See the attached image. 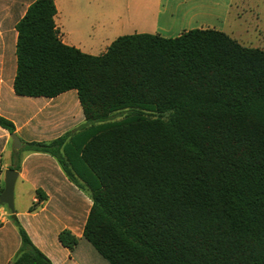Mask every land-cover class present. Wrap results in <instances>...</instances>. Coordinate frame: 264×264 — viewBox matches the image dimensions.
I'll use <instances>...</instances> for the list:
<instances>
[{"label": "trees", "instance_id": "obj_1", "mask_svg": "<svg viewBox=\"0 0 264 264\" xmlns=\"http://www.w3.org/2000/svg\"><path fill=\"white\" fill-rule=\"evenodd\" d=\"M55 13L35 0L17 22L13 89L77 92L84 123L23 150L85 185L83 239L108 264H264V50L193 29L123 35L91 56L61 42ZM11 216L20 247L9 264H51Z\"/></svg>", "mask_w": 264, "mask_h": 264}, {"label": "crops", "instance_id": "obj_2", "mask_svg": "<svg viewBox=\"0 0 264 264\" xmlns=\"http://www.w3.org/2000/svg\"><path fill=\"white\" fill-rule=\"evenodd\" d=\"M34 1L0 0V117L14 126L13 133L0 127V184L7 169L18 171L14 213L0 206V264H9L20 247L11 215L51 264H108L82 237L91 207L85 185L70 180L51 155L23 150L25 143L53 141L84 123L75 90L52 98L14 92L15 26ZM53 1L61 42L91 56L103 54L123 35L175 38L193 29L217 30L242 46L264 50V0H122L121 10L120 0ZM37 192L46 199L39 201ZM62 232L76 239L72 249L60 242Z\"/></svg>", "mask_w": 264, "mask_h": 264}, {"label": "water", "instance_id": "obj_3", "mask_svg": "<svg viewBox=\"0 0 264 264\" xmlns=\"http://www.w3.org/2000/svg\"><path fill=\"white\" fill-rule=\"evenodd\" d=\"M12 139L15 142L14 147L19 148L20 143L18 139L14 135H12ZM17 176L18 171H15L13 169H7L4 172L3 189L0 193V203L4 204L11 213H14L13 191Z\"/></svg>", "mask_w": 264, "mask_h": 264}, {"label": "rangeland", "instance_id": "obj_4", "mask_svg": "<svg viewBox=\"0 0 264 264\" xmlns=\"http://www.w3.org/2000/svg\"><path fill=\"white\" fill-rule=\"evenodd\" d=\"M124 7L122 0H120V6L119 9L121 10ZM124 117V112L121 111L113 116V120L118 121L121 120ZM7 209V208H6Z\"/></svg>", "mask_w": 264, "mask_h": 264}]
</instances>
